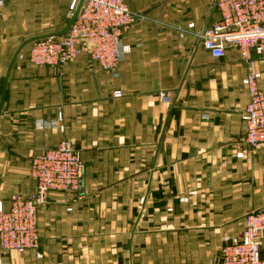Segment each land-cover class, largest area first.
Returning <instances> with one entry per match:
<instances>
[{
	"label": "crops",
	"instance_id": "obj_1",
	"mask_svg": "<svg viewBox=\"0 0 264 264\" xmlns=\"http://www.w3.org/2000/svg\"><path fill=\"white\" fill-rule=\"evenodd\" d=\"M125 1L138 19L110 72L87 56L29 63L23 44L62 32L73 0H0V202L32 195V159L64 140L84 162L80 192L40 209L39 250L1 252L0 264H221L264 209V145L243 143L249 64L234 48L213 58L200 39L220 19L216 0ZM252 58L264 92V56Z\"/></svg>",
	"mask_w": 264,
	"mask_h": 264
},
{
	"label": "built area",
	"instance_id": "obj_2",
	"mask_svg": "<svg viewBox=\"0 0 264 264\" xmlns=\"http://www.w3.org/2000/svg\"><path fill=\"white\" fill-rule=\"evenodd\" d=\"M79 0H75L77 5ZM220 19L200 35L203 48L215 59L234 48L249 64L245 85L249 103L245 110L247 132L243 143L254 153L264 145V92L260 74L254 69L253 55L264 56V0H216ZM76 8V7H75ZM125 0H85L82 11L62 37L34 41L29 63L35 67L61 68L81 56L90 58L97 69L114 72L122 59V37L136 23ZM115 98L123 96L114 92ZM160 101L170 104L172 97L160 93ZM53 126H57L54 123ZM45 129L50 125L45 123ZM244 158V152L237 154ZM31 176L36 190L29 197L13 195L10 209L0 202V253L25 254L39 250L38 215L52 194L80 192L84 162L74 144L64 140L31 161ZM264 209L250 212L242 235L223 246L221 264H264Z\"/></svg>",
	"mask_w": 264,
	"mask_h": 264
},
{
	"label": "water",
	"instance_id": "obj_3",
	"mask_svg": "<svg viewBox=\"0 0 264 264\" xmlns=\"http://www.w3.org/2000/svg\"><path fill=\"white\" fill-rule=\"evenodd\" d=\"M84 3H85V0H79V1H78L77 5H76V8H75V10H74V14H73V16H72L70 22L68 23V25L66 26V28H65L62 32H60V33H55V34H47V35H43V36H39V37L32 38V39L28 40L27 42H25V43L23 44L22 47H24V46H25L26 44H28V43H31V42H34V41H37V40H40V39L55 38V37H59V36H62V35H64V34H66V33L68 32V30L70 29V27L72 26V24H73V23L76 21V19L78 18L80 12L82 11V8H83V6H84ZM22 47H21V49H22ZM21 49H19V51L17 52V54H16L14 60L17 58V56H18V54H19V52H20ZM12 65H13V63H12L11 66L9 67V70H8V72H7V75H6V81H5V85H4V91H3V96H2V102H1V105L3 104V101H4L5 92H6L7 83H8V78H9V73H10V70H11V68H12ZM0 113H1V112H0Z\"/></svg>",
	"mask_w": 264,
	"mask_h": 264
},
{
	"label": "rangeland",
	"instance_id": "obj_4",
	"mask_svg": "<svg viewBox=\"0 0 264 264\" xmlns=\"http://www.w3.org/2000/svg\"><path fill=\"white\" fill-rule=\"evenodd\" d=\"M73 6H75V0H73ZM228 243V242H227Z\"/></svg>",
	"mask_w": 264,
	"mask_h": 264
}]
</instances>
